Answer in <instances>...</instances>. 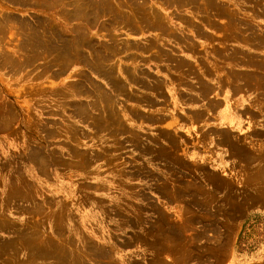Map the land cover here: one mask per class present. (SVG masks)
<instances>
[{
    "label": "rangeland",
    "instance_id": "374dc122",
    "mask_svg": "<svg viewBox=\"0 0 264 264\" xmlns=\"http://www.w3.org/2000/svg\"><path fill=\"white\" fill-rule=\"evenodd\" d=\"M53 1L0 0V264H264V0ZM45 23L107 66L31 48Z\"/></svg>",
    "mask_w": 264,
    "mask_h": 264
},
{
    "label": "bare ground",
    "instance_id": "6f19581e",
    "mask_svg": "<svg viewBox=\"0 0 264 264\" xmlns=\"http://www.w3.org/2000/svg\"><path fill=\"white\" fill-rule=\"evenodd\" d=\"M57 1V0H56ZM53 1L54 4H52V7L55 8V2ZM74 1V5L72 6V4H70V9H66L67 11V15L69 16V18H80L82 20L85 19V21L87 23H91L92 20L99 18L100 16H102V14L98 17V15L102 12H104L105 8L100 5V3H96L94 2L95 7L92 4V6L84 1V0H73ZM128 1V0H127ZM130 1V0H129ZM164 2V0H162ZM198 1V0H197ZM92 2V3H93ZM166 2V1H165ZM64 3V2H63ZM66 3V2H65ZM96 3V4H95ZM173 3V2H172ZM57 4V2H56ZM59 4V3H58ZM69 4V3H68ZM140 4V5H139ZM178 4V3H177ZM182 4V3H181ZM66 5V4H65ZM122 5V6H121ZM180 5V4H179ZM205 5V4H204ZM62 7H66L61 3ZM188 6V5H187ZM68 7V6H67ZM123 7L124 10L122 12V14H120V12L118 11V28L124 29L128 32H132L133 31H137L141 28H148L153 26L152 28L154 29H159V30H164L165 29V25L164 23V18L162 19V16L160 18V16L157 15V13H155V11L148 5H146L145 3L142 4L140 3H130V2H122L120 4H118V10ZM214 8V7H213ZM192 9V8H190ZM218 9V8H217ZM216 9V10H217ZM222 9V8H221ZM223 10V9H222ZM54 11V9H53ZM59 11H65L64 9L62 10V8H59ZM56 14L60 13L58 12V10H55ZM222 12V11H221ZM106 14V11L104 12ZM61 14V13H60ZM59 14V15H60ZM220 14V13H219ZM218 14V15H219ZM224 13L222 14V16H224ZM211 15V14H210ZM228 15V14H227ZM52 16V15H51ZM212 16V15H211ZM215 16V14H214ZM217 16V15H216ZM221 16V15H220ZM185 17V16H184ZM225 18V17H224ZM205 19V18H204ZM220 19V18H219ZM236 19V18H235ZM234 19V20H235ZM54 20V19H53ZM187 20V19H186ZM208 20V19H207ZM97 21V20H96ZM229 21V20H228ZM227 22V21H226ZM47 23V22H46ZM43 24L42 28H44L43 30H40L38 28V26L36 24L32 25L30 27V36H31V48H33L34 50H40V52H46V53H52V52H56L57 54H59L57 56L60 58H63L65 61H70L72 58L75 60H77L78 62H85L87 64H92L94 66H96V68L98 67H103L106 65L108 59L109 58L104 51V54L102 53V51L100 52H96V51H90L91 48L95 47V44H93L90 40V38L87 37V26L85 23H82L81 26H83L84 30L82 29V27L80 28V31H77V33L74 32L71 34L70 36V40L67 38L66 34L61 33V31L58 30V25H48V24ZM216 23V22H215ZM218 23V22H217ZM234 23V22H233ZM104 24V23H103ZM107 24V23H106ZM232 24V23H231ZM244 24V23H242ZM246 24V23H245ZM235 25V24H234ZM249 25V24H248ZM246 26V25H245ZM41 27V24H40ZM99 28V27H98ZM108 28V27H107ZM237 29V28H236ZM248 29V28H246ZM78 30V28H77ZM106 30V29H105ZM173 30V29H172ZM200 30V29H199ZM253 30V29H252ZM174 31V30H173ZM191 31V30H190ZM230 31V30H229ZM168 32V31H167ZM172 33V31H170ZM169 32V33H170ZM175 32V31H174ZM173 32V33H174ZM231 32V31H230ZM248 32V30H247ZM264 32V31H263ZM163 33V32H162ZM161 33V34H162ZM165 33V32H164ZM168 33V34H169ZM167 35V33H165ZM219 34V33H218ZM222 34V33H221ZM164 35V34H163ZM177 38L180 37L179 35H175ZM174 36V37H175ZM221 36V35H220ZM226 36V35H225ZM169 37V36H168ZM173 37V38H174ZM211 37V36H210ZM247 37V35H246ZM264 37V36H263ZM187 38V37H186ZM226 38V37H224ZM229 38V37H228ZM251 38V37H250ZM175 39V38H174ZM208 39V38H207ZM248 40V39H247ZM251 40V39H250ZM253 40V39H252ZM255 41V39L253 40ZM252 41V42H253ZM250 42V41H249ZM251 42V43H252ZM29 43V42H28ZM259 43V42H258ZM117 45V44H116ZM139 45V44H138ZM151 45V43H150ZM153 45V44H152ZM127 46V47H126ZM133 46V45H132ZM132 46L128 43H119L118 41V52L124 50V49H129L132 48ZM148 46V45H147ZM187 46V45H186ZM39 47V48H38ZM135 48H137V46H134ZM151 47V46H150ZM158 47V46H157ZM169 47V46H168ZM257 47V46H256ZM255 47V48H256ZM259 47V46H258ZM143 48V47H142ZM152 48V47H151ZM161 48V47H159ZM250 48V47H249ZM127 49V50H128ZM175 49V48H174ZM176 50V49H175ZM191 50V49H190ZM189 50V51H190ZM194 50V49H193ZM166 51V50H165ZM174 51V50H173ZM235 52V51H234ZM244 53V52H243ZM119 54V53H118ZM221 54V53H219ZM230 54V53H229ZM252 54V53H251ZM129 55V54H128ZM218 55V54H217ZM229 56V55H228ZM234 56V55H233ZM243 56V55H242ZM249 56V55H248ZM224 57V56H223ZM226 57V56H225ZM231 57V56H230ZM56 55L54 57V59H52V61H55L56 59ZM59 59V58H58ZM141 59V58H140ZM237 59V58H236ZM63 60V61H64ZM64 61V62H65ZM109 62V61H108ZM250 62V61H249ZM251 64V63H250ZM107 66V65H106ZM105 66V67H106ZM109 67V66H108ZM113 67V66H112ZM104 68V67H103ZM102 68V69H103ZM127 69V68H126ZM91 70H94L93 68ZM109 70V69H107ZM232 70V69H231ZM94 71H98L94 70ZM103 72V70H102ZM105 72V70H104ZM110 72V71H109ZM115 72V71H113ZM138 72V71H137ZM245 72V71H244ZM252 72V71H251ZM100 73V72H98ZM111 73V72H110ZM108 73V74H110ZM143 73V72H142ZM141 73V74H142ZM106 74V72H105ZM131 74V73H130ZM234 74V73H233ZM111 75V74H110ZM125 75V74H124ZM236 75V74H235ZM249 77V76H247ZM136 78V77H135ZM234 78V77H233ZM239 78V77H238ZM254 79V77L252 76L251 79ZM132 79V78H131ZM245 79V78H244ZM243 79V80H244ZM248 80L250 78H247ZM257 79V78H256ZM259 79V78H258ZM203 81V80H202ZM113 82V81H112ZM134 82V81H133ZM251 82V81H250ZM254 82V81H253ZM111 84V83H110ZM158 84V83H157ZM247 84V83H245ZM112 85V84H111ZM126 86V85H125ZM244 86V85H243ZM209 87V86H208ZM231 87V86H230ZM234 87V86H232ZM248 87V86H247ZM258 88V87H257ZM195 89V88H194ZM253 89V87H252ZM260 89V88H259ZM106 90V89H105ZM120 90V89H119ZM204 90V89H203ZM235 90V89H234ZM201 91V90H200ZM243 91V90H242ZM237 92V91H236ZM91 94V92H90ZM109 95V94H108ZM260 95V94H259ZM127 97V96H126ZM131 97V96H130ZM194 98V97H193ZM205 98V96H204ZM197 99V98H195ZM198 100V99H197ZM154 101V100H153ZM200 101V100H199ZM209 102V101H207ZM207 104V103H206ZM212 104V103H211ZM215 105V104H214ZM208 106V105H207ZM257 112V111H256ZM258 113V112H257ZM75 114V113H74ZM256 114V113H255ZM77 115V114H76ZM253 126V125H252ZM259 132V131H258ZM223 133V132H222ZM221 133V134H222ZM226 135V134H225ZM258 136V135H257ZM263 136V135H262ZM221 140V139H220ZM228 140V139H226ZM224 141V140H223ZM230 141V140H229ZM260 142V141H259ZM227 143V142H225ZM236 143V142H235ZM161 146V145H160ZM135 147V146H134ZM172 156V155H171ZM176 158V157H175ZM139 159V158H137ZM155 159V158H154ZM143 173V172H141ZM145 173V172H144ZM144 176V175H143ZM133 189V188H132ZM134 195V194H133ZM142 220V219H141ZM131 221V220H130ZM148 229V228H147ZM132 236H134L132 234ZM142 237V236H141ZM134 238V237H133ZM133 243V242H132ZM146 245V244H145ZM99 250V249H98ZM92 251V250H91ZM94 254V253H93ZM80 262V261H79ZM84 262V261H83ZM89 264V263H88ZM106 264V263H105Z\"/></svg>",
    "mask_w": 264,
    "mask_h": 264
},
{
    "label": "crops",
    "instance_id": "0c3cea01",
    "mask_svg": "<svg viewBox=\"0 0 264 264\" xmlns=\"http://www.w3.org/2000/svg\"><path fill=\"white\" fill-rule=\"evenodd\" d=\"M263 121H264V119H263ZM259 164L260 165H259V167L257 169V173H258L257 180H258V184H259L260 188L258 190L260 192H263V189H264V167H263V169H261V165H264V159H262V163H259Z\"/></svg>",
    "mask_w": 264,
    "mask_h": 264
}]
</instances>
